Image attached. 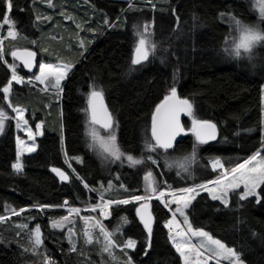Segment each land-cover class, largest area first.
<instances>
[{"label":"trees","instance_id":"trees-1","mask_svg":"<svg viewBox=\"0 0 264 264\" xmlns=\"http://www.w3.org/2000/svg\"><path fill=\"white\" fill-rule=\"evenodd\" d=\"M50 2L11 0L9 12L8 0H0V26L8 14L17 33L4 41L6 51L30 49L41 59L61 58L72 66L60 95L24 83L12 84L5 99L2 89L11 72L0 59V109L10 117L19 108L32 129L37 124L42 128L34 153L22 157L19 172L13 168L11 120L0 131V217L5 218L0 220V264H181L168 236L170 214L156 200L149 205L150 239L137 218L138 203L110 207L109 218L102 221L113 242L109 252L102 241L89 242L81 233L70 241L52 222L66 216L65 202L66 207L83 209L101 200L115 203L143 196V176L149 171L158 191H179L214 181L219 172L211 171V160H219L230 172L257 154L264 146V41L248 54H231L230 17L261 32L264 21L246 0ZM147 25L154 49L148 60L133 65L137 33ZM172 87L192 105L196 120L216 125L214 143L196 147L192 136H184L169 149L146 148V143L155 145L153 112ZM93 91L104 97L123 157L143 163L104 162L89 148L85 122L87 97ZM193 153V164L177 172L176 165L190 162ZM260 153L264 156V148ZM53 168L63 171L67 181ZM240 195L241 190L230 192L225 206L198 193L186 209L189 225L233 249L244 264H264V183L257 196L241 200ZM37 227L41 245L33 254L28 240ZM128 240L135 241L134 248L126 247Z\"/></svg>","mask_w":264,"mask_h":264},{"label":"rangeland","instance_id":"rangeland-1","mask_svg":"<svg viewBox=\"0 0 264 264\" xmlns=\"http://www.w3.org/2000/svg\"><path fill=\"white\" fill-rule=\"evenodd\" d=\"M116 1H122V2H126L128 4H131V2L133 0H116ZM246 1L248 2L250 9H251V12H253L255 17L258 20L264 21V18L261 17V12L259 9V5L264 4V0H246ZM40 2L42 4H46L47 6H48V4L49 5L51 4L50 0H40ZM245 25H247V24H245ZM249 26H251V25H249ZM4 29L6 30L5 35L3 34V33H5ZM10 30L13 31L11 29V25L10 24H4V21H3V23L0 26V47H2L3 49H4V41L6 39L13 38V37L9 36ZM147 30H148L147 34L149 35V31H150L149 25H147ZM258 30H259V28H258ZM144 31H145V28H143L140 32H144ZM238 38H239V32L236 30L235 25L232 22L231 23V37H230V41H229L231 51L234 48V42L238 41ZM139 39H140V37L138 35L137 41H136L135 46H134L133 57H134V53L136 52V48L139 44ZM261 42L262 41L256 43L254 46H256L257 44H259ZM14 50L15 49H10V50L6 51L4 49L5 57L3 60L6 61L5 64L7 65V67L9 68V70L11 72L10 80L12 79L13 69H15L17 75H19L20 77L23 78V82L22 83H16L15 81H12V84L22 86L24 83H26V84H29L30 86H32L38 90H42V91L43 90L44 91L52 90L53 93L60 95L62 86L65 83V81L67 80V77H68L70 71L72 70V66L68 62L65 63V61L61 58H56L55 61L48 60V59L45 60L43 58L42 59L40 58V63L38 64L37 72L33 75L27 74L24 72V69L21 66H19V64L13 60L11 53ZM248 53H250V51L249 52H243L242 51L241 55L248 54ZM49 57L50 56L48 55V58ZM41 63L51 64L55 68H65V67L68 68V71H67L65 77L61 80L60 86L58 88L51 87V85L47 81L45 83H41L40 81L35 79V76L40 74L39 65ZM7 86H9V83ZM91 93L87 97V102H88V99H89V96L91 95ZM170 95H171V90L168 91L167 96L170 97ZM176 96H178L177 93H176ZM15 109L20 110L23 113V120L20 121V127H17V119H16L17 113L15 111H13V109L11 110V116L10 117L7 116L8 117L7 120H11L12 125L14 127L15 142H16V162H17V157L19 155V159H20V163H21L23 156L30 155V154L34 153L35 150L29 151V149L33 148V147H34V149H36V138L41 136L42 128H41V125L39 124L40 125L39 131H37V127H35V129H32L29 126L28 122L26 124L24 123V121H27L25 111H23L19 108H15ZM86 118L87 119L85 122V136H86L87 145L89 146V148H91L93 151H95V153L98 155V157H100L104 162L111 161V162L125 163L127 165H130L127 158L122 156L121 159L117 160L114 157H112L109 152H106L104 150V147L108 141L109 136L115 135V137H116L115 129H112V131H110L108 133H105V132L99 130L97 127H95L94 125L91 124L90 119H89V115H88V110H87ZM185 119L187 121H186V126L183 129V134H182L183 137L184 136H192L194 138V142H195L196 147L203 145L204 143H199L196 139V133L193 130L194 129L193 120L195 118H194L192 112H191V115H189L187 113ZM183 122H182V124H183ZM261 122H262V135H264V85L261 87ZM29 131H31V133H32L31 139L29 138ZM93 133H95V136L93 135ZM115 144H116V147L118 148L116 140H115ZM108 146H110V145H108ZM263 148H264V146L262 147V149L260 151H258L259 155L257 156V160L252 161L251 164L248 165V167H252V166L258 167L259 166L258 162L264 161V156L261 155V153H260L263 150ZM194 155H195V153H194ZM194 155L190 159V162L187 161L184 163H178L176 165L177 172L184 171L186 167L191 166L194 162V160H193ZM248 160H250V159H248ZM216 161H219V160H211L209 162V168L211 169L212 172H217V173L219 172V174L217 175V178L214 181L207 183V184H203V185L207 186L208 188H212L215 191L219 192L226 185L231 184L233 182V174H232V171L227 172L226 170H224L220 161L218 163L219 167H216V164L214 166V162H216ZM242 164H244V163H242ZM244 171L246 172L247 169H245ZM146 175L147 174H145L143 176V192L144 193L142 196V197H145L146 199L141 200V201H136V200L131 199V200H129V202H136V203H138V206H140L141 204H147V207L149 209H150L149 205H150L151 200H156L159 203H161L162 205H164V207L168 210V212L170 214V218L166 223V226L168 229V236H169V239L171 241V244H172L174 250L176 251V253L180 257L181 264H244L241 261L240 257H239V261H237L235 259V257L225 258V256H223V255L219 254L217 251H215L216 245L212 244L211 241L208 239V237H210L209 235H208V237L193 236L191 231H189V228H191V226L189 225V222H188V219L186 216V209L189 207L191 201L193 200V197H195L198 193L205 192L212 199L211 194L207 190H202L200 188V186L202 184L198 185L196 187L188 188V189H196V192H194V193H188V192L184 191L186 189L179 190V191H172V192H167V191L166 192L165 191L160 192V191H158V184H157L154 176L152 175V178H151L152 187L155 188V190H156L155 192H153L148 187V181L145 180ZM236 175L239 176L240 173L238 172V173H236ZM261 184L262 183H260L259 186L256 188V190H255L256 195H253V196H257V192H258V189H259ZM235 190H241V194H242L245 190L244 184L240 183V186L236 189L229 188L228 189V195L226 197L227 200H229V198H228L229 193L232 191H235ZM160 193H164V196L160 197ZM249 197H251V196H249ZM176 200H180L179 205H177L175 203ZM186 200L188 201L187 207H184V203ZM216 201L221 203L220 200H216ZM105 202H109V201L101 200V202L97 206L90 207V208H83V209H81V208H69V207L65 206L62 209L67 211L66 216H64L63 218H61L59 220L52 222V225L57 227V228L64 229L66 234H67L68 239L72 242H75L78 239L79 233H81L89 242H91V240L102 241L104 244V249L109 252L111 247L113 246V242H112V239L110 237V233L107 230H105L104 226L102 225V221L109 218L110 207L114 206V205H118L119 203H112L111 202L109 204V206L106 207ZM166 204H167V206H166ZM221 204H223V203H221ZM177 207H180L183 210V215H181L180 212L175 211V209H177ZM93 208H95L94 211H93ZM73 209H75L76 211H73ZM65 218H67V219H65ZM170 221H171V224L169 223ZM102 228L104 231L101 230ZM69 229L72 230V235L70 238H69ZM192 230H194V229H192ZM196 231H201V230H196ZM106 236H107V238H106ZM35 237H36V232L33 233L29 237V240H28V242H30V244H31L30 250L33 252V254H35L37 252V248H39V246L41 245V243L39 245L36 244ZM213 240H215V239H213ZM109 241H111L112 243L110 244ZM177 243H184L185 244V255L184 256H182L181 253L177 252L176 246H175ZM188 248H192V250L188 251Z\"/></svg>","mask_w":264,"mask_h":264},{"label":"snow or ice","instance_id":"snow-or-ice-1","mask_svg":"<svg viewBox=\"0 0 264 264\" xmlns=\"http://www.w3.org/2000/svg\"><path fill=\"white\" fill-rule=\"evenodd\" d=\"M8 10L10 12L12 8L11 0H8L7 3ZM259 9L261 12V17L264 18V4L259 5ZM223 15V14H222ZM39 19V17L37 18ZM230 20L235 25L236 30L239 32V38L238 41L234 42V48L232 49L231 54H234L235 56H240L242 51L243 52H249L251 51L252 47L260 42L264 41V32H261L258 30L257 26H249L243 24L240 20L236 19L234 16L230 17ZM4 24H11L13 28H15V24L11 21L10 15L6 14L4 16ZM148 30L145 28L144 32H138L139 35V44L136 48V56L132 60L133 65L140 64L142 61H146L149 58V55L152 53L154 49V45L152 44L151 40L149 39V35L147 34ZM17 33L15 31H9V36L15 38ZM11 55L14 58L19 59L16 51H13ZM25 55L28 57V59L24 60V66L25 67H31V57L34 55L31 52L25 53ZM5 52L2 47H0V59H4ZM6 62V61H5ZM40 74L35 76V79L40 81L41 83H45L46 81L51 85L53 88H58L60 86L61 80L65 77L68 68H55L51 64L41 63L39 65ZM12 81H15L16 83H22L23 78L17 75L15 69H13L12 72V79L9 81V86L3 87L2 91L5 94L4 98L9 99V93L11 91V84ZM171 99V103H169ZM90 107H91V118L93 123L101 124L103 128L105 129H112L113 128V121L112 117L108 114L107 110L103 107L102 104V94L99 91H93L90 96ZM192 105L189 103L188 100H180L176 96V88H171V95L165 96L164 101L157 105L156 111L153 114L152 117V137L155 139L156 143L155 145H152L150 143H146V148L149 151H155L157 147L163 148V149H169L172 145V140L175 138L176 134L179 131H182L179 124V113L180 112H187L189 115H191ZM17 113L16 119H17V127H20V121L23 120V113L20 110L13 109ZM102 113V115L98 114ZM8 119L6 113L0 109V130L3 129L5 121ZM26 124L27 121H24ZM194 125V131L196 133V139L199 143H205L207 140L215 139V131H216V125L211 123L210 121H201V120H193ZM37 131H39L40 125L37 126ZM95 136V133H93ZM29 138H32V133L29 131ZM116 137L115 135H110L108 138V141L104 147V150L106 152H109L112 157L119 160L122 156L125 154L121 152L115 144ZM110 145V146H108ZM34 147L30 148L29 151H34ZM195 152V148H194ZM194 155V153H193ZM259 153L253 155L250 160L245 161L244 164L238 165L237 168H234L232 170L233 174V182L231 184L226 185L223 189H221L219 192L215 191L212 188H208L205 185H201L200 188L202 190H207L210 194L213 200H220L221 203H223L225 206H228V200L226 199L228 195V189H236L240 186V183L244 184V192L240 195V199L244 200L249 196L256 195V188L259 186L260 183H264V161L258 162L257 166L248 167V165L251 164L252 161L257 160V156ZM127 160L129 161L131 166H135L138 164L143 163L141 159H135L131 155H127ZM151 159V157H149ZM153 163H156V161L153 160ZM219 161L214 162L215 164H218ZM13 168L16 171L22 170V165L20 163L19 155L17 157V162L13 164ZM247 169L245 172L244 170ZM52 171L56 172L57 175L61 177L62 180H67L68 176L61 171L60 169L53 168ZM240 173L239 176L236 175V173ZM152 172L149 171L147 175L145 176V180L148 181V187L155 192V188L152 187ZM188 193H194L196 192V189H186L184 190ZM164 193H160V197H163ZM194 198V197H193ZM145 197L142 196H134L133 200L141 201L145 200ZM257 202H260L259 200ZM67 203V202H65ZM111 202H105V206H109ZM115 203L119 204H127L129 203V200H120L116 201ZM175 203L177 205L180 204V200H176ZM188 201L186 200L184 203V207H187ZM167 206V204H166ZM147 204H141L139 208H137V213L140 215L141 221L144 224L145 229L149 233V239L151 235V223L150 219L146 218L144 213L141 211V209H146ZM95 208H93V211ZM21 212L24 211V209L20 210ZM73 211H76L73 209ZM176 212H180L181 215H183V210L180 207H177L175 209ZM16 215H19L20 213H14ZM5 219L4 217H0V220ZM67 219V218H65ZM171 224V221L169 222ZM102 231L103 228L101 229ZM189 231H191L193 236H199V237H208V234L203 231H196L189 228ZM72 235V230L69 229V238ZM107 238V236H106ZM208 239L211 241L212 244L216 245L215 251H217L219 254L225 256V258L228 257H235L237 261H239L238 254L231 248H227L223 243H221L219 240H213L211 237H208ZM35 242L37 245L41 243L40 236H39V227L36 229V237ZM111 244L112 242L109 241ZM177 252L181 253L182 256L185 255V244L184 243H177L176 245ZM127 248H134L135 247V241L128 240L126 243ZM194 247V246H193ZM192 248H188V251H191Z\"/></svg>","mask_w":264,"mask_h":264},{"label":"water","instance_id":"water-1","mask_svg":"<svg viewBox=\"0 0 264 264\" xmlns=\"http://www.w3.org/2000/svg\"><path fill=\"white\" fill-rule=\"evenodd\" d=\"M14 51H16L17 52V54H18V56L20 57L19 59H17V58H14L13 56H12V58H13V60L16 62V63H18L19 64V66H21L23 69H24V72L25 73H27V74H35L36 72H37V69H38V64L40 63V58H39V55L35 52V51H33V50H30V49H21V48H19V49H15ZM27 52H31V53H33L34 55L31 57V67L29 68V67H25L24 66V60L25 59H28V57L25 55V53H27ZM136 56V52L134 53V57ZM91 96V95H90ZM90 96H89V99H88V102H87V110H88V115H89V119H90V122H91V124L92 125H94L95 127H97L99 130H101V131H103V132H105V133H108V132H110V131H112V129H105V128H103L102 127V125L101 124H98V123H93L92 122V118H91V107H90ZM177 98L178 99H180V100H184V99H181L179 96H177ZM164 101V100H163ZM162 101V102H163ZM161 102V103H162ZM172 101H171V99H170V101H169V103H171ZM160 103V104H161ZM102 104H103V107L107 110V112H108V114L111 116V114H110V112H109V110H108V108H107V106H106V103H105V100H104V97H103V95H102ZM159 104V105H160ZM155 111H156V108H155V110H154V112H153V114L155 113ZM98 114H100V115H102V113H98ZM186 115H187V112H180L179 113V124H180V128L182 129V131H179L177 134H176V136H175V138L172 140V145L174 146L175 144H176V142L180 139V138H182L183 137V128H182V122L185 120V118H186ZM112 117V116H111ZM152 117H153V115H152ZM112 121H113V118H112ZM113 127H114V121H113ZM151 133H152V121H151ZM217 135H218V133H217V129H216V131H215V139H210V140H207L204 144H209V143H214L215 141H216V139H217ZM153 140L155 141V139L153 138ZM155 143H156V141H155ZM172 146V147H173ZM171 147V148H172ZM62 182H66L67 180H62L61 179V177L59 176V175H57V173L56 172H53ZM64 205L66 206L67 205V203H64ZM140 206H138L137 208H139ZM141 211L144 213V215L146 216V218H149L150 219V223H151V227H152V224H153V217H152V214H151V211H150V209L147 207L146 209H141ZM136 215H137V218L139 219V221H140V223L142 224V226L144 227V224H143V222L141 221V218H140V215L137 213V211H136ZM145 228V227H144ZM146 230V229H145Z\"/></svg>","mask_w":264,"mask_h":264},{"label":"flooded vegetation","instance_id":"flooded-vegetation-1","mask_svg":"<svg viewBox=\"0 0 264 264\" xmlns=\"http://www.w3.org/2000/svg\"><path fill=\"white\" fill-rule=\"evenodd\" d=\"M184 125L182 124V128L184 129L185 128V126L183 127Z\"/></svg>","mask_w":264,"mask_h":264},{"label":"bare ground","instance_id":"bare-ground-1","mask_svg":"<svg viewBox=\"0 0 264 264\" xmlns=\"http://www.w3.org/2000/svg\"><path fill=\"white\" fill-rule=\"evenodd\" d=\"M218 165H219V164H216V167H219Z\"/></svg>","mask_w":264,"mask_h":264}]
</instances>
